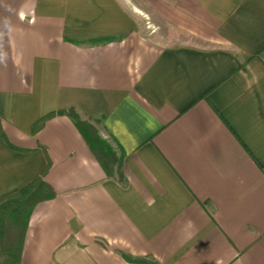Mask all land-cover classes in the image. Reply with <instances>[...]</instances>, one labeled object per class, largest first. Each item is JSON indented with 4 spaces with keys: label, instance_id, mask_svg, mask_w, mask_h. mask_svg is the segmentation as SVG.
I'll return each instance as SVG.
<instances>
[{
    "label": "crops",
    "instance_id": "0c3cea01",
    "mask_svg": "<svg viewBox=\"0 0 264 264\" xmlns=\"http://www.w3.org/2000/svg\"><path fill=\"white\" fill-rule=\"evenodd\" d=\"M0 197L20 264H264V0H0ZM120 153L107 177L67 116Z\"/></svg>",
    "mask_w": 264,
    "mask_h": 264
},
{
    "label": "trees",
    "instance_id": "16d2710c",
    "mask_svg": "<svg viewBox=\"0 0 264 264\" xmlns=\"http://www.w3.org/2000/svg\"><path fill=\"white\" fill-rule=\"evenodd\" d=\"M55 116H67L81 135L91 154L107 177H114L124 182L122 172V152L111 146L90 124L80 120L73 110L51 113L34 125L33 131L45 121ZM48 165L41 174L26 184L0 197V264H20L23 240L29 217L34 207L43 201L52 200L56 194L52 187L43 179ZM121 256L128 262L136 264H158L151 258H133L127 254Z\"/></svg>",
    "mask_w": 264,
    "mask_h": 264
},
{
    "label": "rangeland",
    "instance_id": "374dc122",
    "mask_svg": "<svg viewBox=\"0 0 264 264\" xmlns=\"http://www.w3.org/2000/svg\"><path fill=\"white\" fill-rule=\"evenodd\" d=\"M79 118H80L81 121L86 122V123L90 124L93 128H95V129L97 130L98 134L103 138V136H102V134H101V132H100L99 125H98L97 123H95V122H91V121H88V120H85L84 118H82V117H80V116H79ZM111 146H112V145H111ZM112 147H113V146H112Z\"/></svg>",
    "mask_w": 264,
    "mask_h": 264
},
{
    "label": "clouds",
    "instance_id": "9594fccd",
    "mask_svg": "<svg viewBox=\"0 0 264 264\" xmlns=\"http://www.w3.org/2000/svg\"><path fill=\"white\" fill-rule=\"evenodd\" d=\"M7 59L6 52H0V62H4Z\"/></svg>",
    "mask_w": 264,
    "mask_h": 264
}]
</instances>
